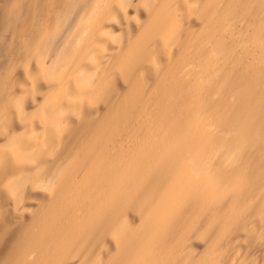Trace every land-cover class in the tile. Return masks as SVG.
<instances>
[{
    "label": "bare ground",
    "instance_id": "bare-ground-1",
    "mask_svg": "<svg viewBox=\"0 0 264 264\" xmlns=\"http://www.w3.org/2000/svg\"><path fill=\"white\" fill-rule=\"evenodd\" d=\"M0 264H264V0H0Z\"/></svg>",
    "mask_w": 264,
    "mask_h": 264
}]
</instances>
